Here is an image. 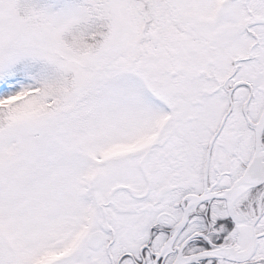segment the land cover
<instances>
[{"label":"snow or ice","instance_id":"snow-or-ice-1","mask_svg":"<svg viewBox=\"0 0 264 264\" xmlns=\"http://www.w3.org/2000/svg\"><path fill=\"white\" fill-rule=\"evenodd\" d=\"M0 264H264V0H0Z\"/></svg>","mask_w":264,"mask_h":264}]
</instances>
